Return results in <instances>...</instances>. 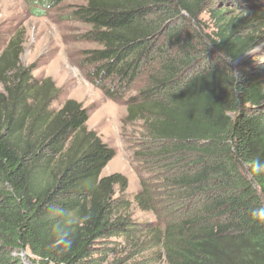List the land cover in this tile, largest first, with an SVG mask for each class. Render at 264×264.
I'll return each instance as SVG.
<instances>
[{"label":"trees","instance_id":"16d2710c","mask_svg":"<svg viewBox=\"0 0 264 264\" xmlns=\"http://www.w3.org/2000/svg\"><path fill=\"white\" fill-rule=\"evenodd\" d=\"M62 1L35 0L33 14ZM85 1L75 14L100 46L82 59L88 79L111 99L140 82L128 120L142 119L151 144L186 161L170 181L176 205L144 206L141 185L134 200L160 228L134 221L126 178L101 176L115 152L87 129V109L72 99L53 108L60 89L34 78L21 43L9 41L0 47V264H129L108 260L113 239L134 254L157 240L166 264H264V222L254 218L264 170L253 171L264 164V69L231 67L259 44L245 31L264 0Z\"/></svg>","mask_w":264,"mask_h":264},{"label":"rangeland","instance_id":"374dc122","mask_svg":"<svg viewBox=\"0 0 264 264\" xmlns=\"http://www.w3.org/2000/svg\"><path fill=\"white\" fill-rule=\"evenodd\" d=\"M85 2L63 0L45 8L43 15L36 16L33 14L37 7L35 0H0V47L4 48L9 41L14 42V45L18 43V46L21 43V64L33 65L34 78H49L61 91L60 99L52 104L53 108L59 107L65 99H72L87 109V129L95 131L115 152L101 176L119 173L125 177V195L131 202V218L137 223L149 222L152 229L160 228L155 213L137 205L134 197L144 185L147 189L144 206L155 203L159 210L167 204L166 209L173 208L174 187L170 181L181 173L182 169L178 165L186 161L176 164L168 153L162 152L164 146L151 144L147 140L142 119L128 120L126 100L142 86L139 81L122 99L106 97L100 88L89 81L91 66L86 67L82 59L86 51L100 46L89 39L90 26L76 17V11ZM256 13L259 15L260 12ZM234 14L239 17L249 15L242 8L235 9ZM261 14L262 18L245 31L256 36L259 44L246 58L232 64V70L237 74L256 75L260 69H264V25L261 26L264 23V11ZM201 19L203 33L212 36V22L208 14H202ZM262 74L264 81V70ZM155 234L159 235V231L155 230ZM112 241L119 244H110V262L120 259L129 264H166L157 240L155 246L142 254H134L132 247L124 240Z\"/></svg>","mask_w":264,"mask_h":264},{"label":"clouds","instance_id":"9594fccd","mask_svg":"<svg viewBox=\"0 0 264 264\" xmlns=\"http://www.w3.org/2000/svg\"><path fill=\"white\" fill-rule=\"evenodd\" d=\"M229 59V58H227ZM262 170H264V164H261L260 161H256L254 165L253 171L259 174ZM254 218L259 222H264V207L257 208L254 211ZM70 246V241L68 242Z\"/></svg>","mask_w":264,"mask_h":264}]
</instances>
